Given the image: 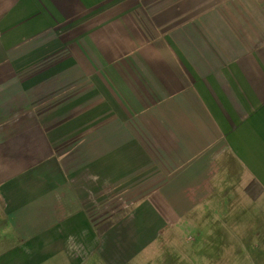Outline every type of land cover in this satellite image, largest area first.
<instances>
[{
  "label": "crops",
  "instance_id": "0c3cea01",
  "mask_svg": "<svg viewBox=\"0 0 264 264\" xmlns=\"http://www.w3.org/2000/svg\"><path fill=\"white\" fill-rule=\"evenodd\" d=\"M196 231L264 263V0H0V264Z\"/></svg>",
  "mask_w": 264,
  "mask_h": 264
},
{
  "label": "rangeland",
  "instance_id": "374dc122",
  "mask_svg": "<svg viewBox=\"0 0 264 264\" xmlns=\"http://www.w3.org/2000/svg\"><path fill=\"white\" fill-rule=\"evenodd\" d=\"M187 235V234H186ZM191 237V238H190ZM189 238L191 240H189ZM179 244V250L174 247L167 248L162 257L158 260L149 264H252V263H238L234 259H224L227 258L220 252V242L219 245L216 243L210 248V245H204L203 239L200 238L199 233L192 232L184 237L182 243ZM6 244L2 246L0 244V249L6 248ZM232 257V256H231ZM157 259V258H156ZM91 264V263H90ZM141 264H147L145 261ZM253 264H264V263H253Z\"/></svg>",
  "mask_w": 264,
  "mask_h": 264
}]
</instances>
